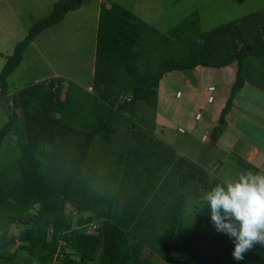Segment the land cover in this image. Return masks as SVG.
<instances>
[{"label": "trees", "instance_id": "obj_1", "mask_svg": "<svg viewBox=\"0 0 264 264\" xmlns=\"http://www.w3.org/2000/svg\"><path fill=\"white\" fill-rule=\"evenodd\" d=\"M84 1L57 0L0 71V103L8 110L0 148L13 134L19 153L0 168V264H142L146 250L168 264H264L260 244L243 261L233 260V241L215 230L202 201L222 179H211L194 161L168 146V173L150 175L149 189L138 184L146 176L142 156L161 159L158 150L166 146L153 133L165 73L236 64L210 146L246 84L264 93V11L208 31L194 11L163 33L124 6L101 2L91 90L52 77L11 93L7 80L27 48ZM238 164L253 168L244 158ZM189 201L193 217L186 214ZM16 225L24 227L17 236ZM90 225L96 232L86 231Z\"/></svg>", "mask_w": 264, "mask_h": 264}, {"label": "rangeland", "instance_id": "obj_2", "mask_svg": "<svg viewBox=\"0 0 264 264\" xmlns=\"http://www.w3.org/2000/svg\"><path fill=\"white\" fill-rule=\"evenodd\" d=\"M56 1L0 0V71L6 57L12 54L15 44L25 37L27 30L34 22L49 14ZM101 2L106 5L111 3L122 5L134 13L135 16L163 33L194 11L198 12L199 27L202 31L211 30L251 13H262L264 11V0H85L79 10L68 13L61 23L43 31L35 38L27 48L20 66L7 80L10 92L15 93L30 84L47 80L55 74L73 81L77 85L89 86L94 65L98 8ZM227 70L235 74L236 64H231ZM200 71L205 74L209 70L200 68ZM217 73L219 74V72ZM217 73L213 71L209 82L216 86L217 92H219L220 89H223L220 88V85L224 81L219 80ZM172 74L176 76V79L173 80L175 82L169 85L173 92L172 99H175L176 90H185L180 79L182 74L187 75L186 78L189 83L195 86V80L192 78L194 74L191 71L173 70ZM218 95L220 97L221 95L223 97L227 96V89L224 92L220 91ZM238 95L237 102L241 103L247 114L239 115L237 110V112L234 109L231 110L230 114L233 113L231 123L234 126L229 129V133L232 134L225 133L226 135H223L226 136V143L219 144V152L213 150L215 157L219 153H225L223 158L227 160L226 165H228L223 170L226 176H223L225 179H236L248 171L264 174V93L253 87H245ZM185 98L184 94L178 100L184 101ZM215 103L219 102L216 100ZM7 119V107L4 102H1L0 128L7 122ZM239 119L240 125L237 126ZM158 135L160 134L158 133ZM237 137H239V140ZM182 139L186 140V137L180 135L177 137L179 142ZM219 140L221 141V139ZM176 141L175 144L178 145L179 142ZM193 145L195 147V143ZM251 146L256 149L250 150ZM189 151L193 153V149H189ZM105 152H107V149ZM18 154L14 135L9 134L3 140L0 148V168L7 164V160L13 161L16 159ZM228 154L230 155L227 156ZM94 155H98L99 159H103L102 152L100 154L95 150ZM90 158L94 159L93 156H90ZM240 158L246 159L251 164L254 163L252 164L253 168L247 169L246 166L238 164ZM195 160L199 162V159ZM89 162H91V159H89ZM202 165L204 169L206 168L210 172L211 179L218 178L216 177L218 172H213L216 174L211 173L214 169L213 166L210 167L209 164L203 163ZM99 167L103 169L101 166ZM220 167L221 165H216L214 170H220ZM187 207L186 214L193 217L196 212L193 202L189 201ZM67 210L71 211L72 206L68 205ZM23 228V225L13 226L12 232L17 236ZM17 245L18 242L12 243L11 250L13 251ZM22 258L20 257L19 261ZM75 258L78 259L79 257L75 256ZM141 261L142 264H168L158 255L152 252L149 253L147 250L141 254Z\"/></svg>", "mask_w": 264, "mask_h": 264}, {"label": "crops", "instance_id": "obj_3", "mask_svg": "<svg viewBox=\"0 0 264 264\" xmlns=\"http://www.w3.org/2000/svg\"><path fill=\"white\" fill-rule=\"evenodd\" d=\"M229 66L220 68V69L207 68L203 66L196 67L193 71H191V73L194 74L192 78H194L193 80H195V86L189 83V80L186 78L188 77L187 75L182 74V76H180V79L183 83L182 86L185 87V90L183 91L180 89L176 90L175 94L177 91H180L181 94L179 97H176L175 95V99L171 98L173 92L171 91V88H170L171 86L169 85L175 82L173 80L176 79V76H173L172 74L173 71L167 72L162 76L160 83H159L160 87H158V101H157V108H156V113H155V123H154L155 127H154L153 133L157 138L161 139L166 146H164L165 148H163L165 150H162L161 148H159V150L157 149L159 152L161 153L163 152V155L160 156L161 159L157 158L158 160L157 159L155 160V157L153 155H149L148 153L142 156L141 161L143 164H145L143 165V167L145 166L143 170L146 176L144 177L143 175L140 176V179H139L140 182L138 184L141 187H147L149 189V186L151 185L150 175L151 176L155 175L157 171L163 172L164 170L166 174L168 173L166 164H165L166 158H167V150H168L167 147L168 146H170V148L175 152L177 156L186 157L187 159L189 160L192 159L194 161H196L195 159H199V162L196 161L195 163H197L201 167H203L202 163L207 164V165L209 164L210 167L213 166L214 169H216V165H221L220 170L213 169L211 173L216 174L213 172H218V175L216 174V177L222 180L225 179L224 177L226 176L223 170L228 166L226 165L227 160L223 158L225 157L224 156L225 153L224 154L219 153V155H216L215 157L214 156L215 153H213V150L219 152V149H218L219 144L226 143V136H223V135H226L225 133H229V129L233 128L234 126L233 123H231V117L233 113L230 114L231 112L230 111L229 114L226 116V123H227L226 129L220 136L221 138H219L221 139V141L218 140L214 144V146H210V131L216 125L219 112L221 108L223 107L226 101V98L228 96L230 87L235 80V74L227 70ZM200 68H204L209 71L204 74L203 71H200ZM213 71H216V73L219 72V74L217 73L219 75V80H221V82L224 81L222 83L220 82L221 83L220 88H223V89H220V91L224 92V90L227 89V96L223 97L221 95L220 97V95H218L220 91L217 92L216 86H214L213 84H211V82H209ZM51 77L61 78L56 74L54 76H50V78ZM162 80L163 82H161ZM79 86L88 91L91 90V88H89L90 85L89 86L79 85ZM211 87L214 88L213 93L208 91V89ZM245 87L250 88L252 86H250L249 84H246L242 89H244ZM192 89H195V90L192 91ZM184 94L186 97L185 100L179 101L178 99L182 98ZM237 95L234 99L232 109H234L235 112L238 111L239 115L247 114L246 109H244V107L241 105L240 102H237V99L239 96ZM210 96L214 98L212 103L208 102V98ZM160 99L162 100L160 101ZM216 100L219 103L216 104L215 103ZM197 114L201 115L198 120L195 119V116ZM239 125H240V119L237 121V126ZM179 129H181L183 132H179ZM157 132L160 135H158ZM229 134H232V133H229ZM179 135L185 136L186 140L182 139V141L179 142L177 140V137ZM237 139L239 140V137H237ZM175 141L179 142L178 145L175 144ZM194 143H195V147L193 145ZM188 148L193 149V153L189 151ZM249 149L253 150L256 148H254V146H251V148ZM150 153L155 154L156 152L151 151ZM246 153L247 151L245 152V154ZM229 155L230 154H228L227 156ZM112 156H113V153H112ZM158 164L162 165L161 170L157 167ZM146 167L148 168L146 169ZM206 170L208 171V169ZM222 172L223 174L221 175ZM187 209L188 207L186 208V211Z\"/></svg>", "mask_w": 264, "mask_h": 264}, {"label": "clouds", "instance_id": "obj_4", "mask_svg": "<svg viewBox=\"0 0 264 264\" xmlns=\"http://www.w3.org/2000/svg\"><path fill=\"white\" fill-rule=\"evenodd\" d=\"M208 91L213 93L214 88ZM202 201L215 230L233 241V260L243 261L256 244L264 246V174L248 171L236 179H223L204 193Z\"/></svg>", "mask_w": 264, "mask_h": 264}, {"label": "built area", "instance_id": "obj_5", "mask_svg": "<svg viewBox=\"0 0 264 264\" xmlns=\"http://www.w3.org/2000/svg\"><path fill=\"white\" fill-rule=\"evenodd\" d=\"M210 90H213V88L211 87ZM177 94H179V92H177ZM208 102H212V97H209V98H208ZM199 118H200V114H197V115L195 116V119L198 120ZM179 131L182 132V130H179ZM86 231H87V232H96L95 226L92 227V226L90 225V227L87 228Z\"/></svg>", "mask_w": 264, "mask_h": 264}]
</instances>
